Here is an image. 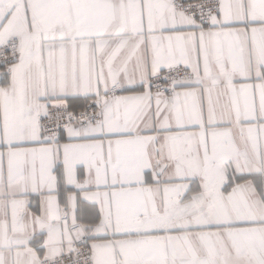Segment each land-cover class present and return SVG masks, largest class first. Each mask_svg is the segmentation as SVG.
Listing matches in <instances>:
<instances>
[{
	"label": "snow or ice",
	"instance_id": "snow-or-ice-1",
	"mask_svg": "<svg viewBox=\"0 0 264 264\" xmlns=\"http://www.w3.org/2000/svg\"><path fill=\"white\" fill-rule=\"evenodd\" d=\"M0 264H264V0H0Z\"/></svg>",
	"mask_w": 264,
	"mask_h": 264
}]
</instances>
